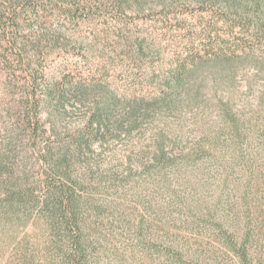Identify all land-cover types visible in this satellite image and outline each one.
Here are the masks:
<instances>
[{
  "label": "rangeland",
  "instance_id": "obj_1",
  "mask_svg": "<svg viewBox=\"0 0 264 264\" xmlns=\"http://www.w3.org/2000/svg\"><path fill=\"white\" fill-rule=\"evenodd\" d=\"M170 1L175 0H129L126 8L129 14L152 11L161 19L157 12ZM90 2L44 0L38 26L62 30V43L68 47L78 41L88 49L86 58L48 62L49 79L71 70L74 62L93 72L105 66L113 75L108 80L111 90L119 81L125 89L135 77L147 79L146 69L153 70L155 64L158 69L159 56L138 57L129 47L140 34L153 42L156 53L163 51L160 23L155 27L139 20L115 28L98 10L82 18L86 7L94 8L87 6ZM8 54L0 45V163L5 168L0 180L10 175L12 181L26 179L37 187L45 176L40 151L45 141L67 147L68 135H77L104 104L97 91L86 98L70 91L65 107L43 110L44 139L33 137L21 117L27 75L20 70L18 83H9L4 62ZM257 72L251 66L241 68L230 91L225 80L213 89L211 84L199 88L201 81L195 78L190 82L192 100L182 94L173 106L154 107L147 119L135 124L129 119L121 124L126 112L116 110L94 131L91 147L72 157L88 264H181L169 255V247L196 264H242L229 243L246 244L252 263L264 264V139L250 131L235 150L231 139L221 135L220 116L228 95L234 112L244 118L253 115L264 96V72ZM159 141L174 156L172 168L162 172L151 162ZM188 154L196 156L186 164L183 156ZM54 243L39 210L0 203V264H61Z\"/></svg>",
  "mask_w": 264,
  "mask_h": 264
},
{
  "label": "trees",
  "instance_id": "obj_2",
  "mask_svg": "<svg viewBox=\"0 0 264 264\" xmlns=\"http://www.w3.org/2000/svg\"><path fill=\"white\" fill-rule=\"evenodd\" d=\"M43 3L44 0L0 1V45L9 52L4 59L5 69L10 73L9 83L14 80L18 83L20 70L27 75L22 119L28 122L33 137L44 139L41 135L43 110L52 105L65 107L64 100L70 91L75 90L84 98L97 91L104 105L77 135H68L67 147L51 146L50 141H45L40 149L44 151L41 158L46 165L45 176L37 187L31 186L26 179L12 181L10 175L0 180V203L12 209L31 206L39 210L53 233L61 264H88L82 201L78 195L80 184L73 177L72 157L91 147L94 131L102 129L103 121L106 122L116 110L126 112L121 124L124 119L135 124L141 117L147 119L154 107L173 106L182 94L192 100L190 82L195 78L201 81L199 88L211 84L213 89H218L225 80L227 90H231L241 68L251 66L258 72H264V0H175L164 3L157 12L161 19L152 11L129 14L126 8L129 0H91L87 6L94 8L86 7L81 13L82 18L98 10L100 16L105 15L115 23L112 24L115 28L119 24L129 26L139 20L155 27L160 23L157 28L166 42L163 51L156 53L153 42L139 34L129 47L130 52L134 49L138 57L154 56L151 57L154 60L159 56L158 69L155 64L153 70L146 69L147 79L142 76L136 79L134 74L136 81L133 86L123 89L125 82L119 81L113 90L108 88V80L113 75L105 66L93 72L74 62L71 70L55 80L49 79L48 62L76 56L86 58L88 49L78 41L68 47L62 43V30L51 32L38 26ZM232 100L228 95L221 108V122L224 124L221 135L231 139L235 150L241 148L240 142L250 131L264 139V96L260 97L253 115L247 118L234 112ZM159 142V149L151 162L162 172L172 168L174 156L166 150L164 142ZM61 143L63 146L62 140ZM195 156L185 155L183 161L189 164ZM4 170L1 162V177ZM228 245L240 257L242 264H253L246 244ZM168 252L178 263L196 264L182 251L169 247Z\"/></svg>",
  "mask_w": 264,
  "mask_h": 264
}]
</instances>
